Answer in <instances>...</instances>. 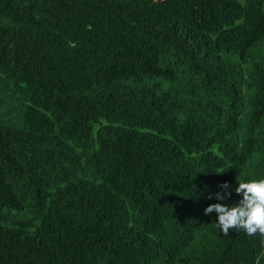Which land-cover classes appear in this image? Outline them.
I'll use <instances>...</instances> for the list:
<instances>
[{
    "label": "trees",
    "instance_id": "obj_1",
    "mask_svg": "<svg viewBox=\"0 0 264 264\" xmlns=\"http://www.w3.org/2000/svg\"><path fill=\"white\" fill-rule=\"evenodd\" d=\"M261 178L264 0H0V264H264Z\"/></svg>",
    "mask_w": 264,
    "mask_h": 264
},
{
    "label": "clouds",
    "instance_id": "obj_2",
    "mask_svg": "<svg viewBox=\"0 0 264 264\" xmlns=\"http://www.w3.org/2000/svg\"><path fill=\"white\" fill-rule=\"evenodd\" d=\"M219 187L221 191L215 193L214 198L222 202L228 200L232 195L231 185L225 182ZM235 193L242 196L238 203L231 206L226 203L211 204L204 210V215L217 214L216 226L224 236H229L230 229H242L247 236L259 234L264 240V178L238 182Z\"/></svg>",
    "mask_w": 264,
    "mask_h": 264
},
{
    "label": "rangeland",
    "instance_id": "obj_3",
    "mask_svg": "<svg viewBox=\"0 0 264 264\" xmlns=\"http://www.w3.org/2000/svg\"><path fill=\"white\" fill-rule=\"evenodd\" d=\"M241 21L242 20L240 18H237L233 26H229L226 28L224 27L223 33H221L223 34V37L224 38L230 37L229 41L232 42V40H234V37L237 33L249 31V28L246 25H244ZM113 33L115 34L116 32L114 31Z\"/></svg>",
    "mask_w": 264,
    "mask_h": 264
}]
</instances>
